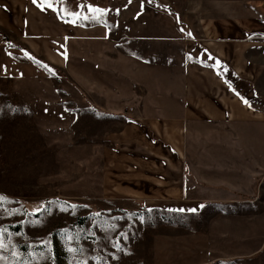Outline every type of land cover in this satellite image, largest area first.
Returning <instances> with one entry per match:
<instances>
[{"label":"rangeland","instance_id":"obj_1","mask_svg":"<svg viewBox=\"0 0 264 264\" xmlns=\"http://www.w3.org/2000/svg\"><path fill=\"white\" fill-rule=\"evenodd\" d=\"M172 6L0 0V264H264V132L255 151L250 131L193 140L206 144L190 149L208 158L197 166L236 185L195 211H134L96 193L98 158L119 124L77 108L90 79L78 46L88 56L98 43L90 29L103 42L135 39L153 29L154 15L163 20L158 9L178 15Z\"/></svg>","mask_w":264,"mask_h":264},{"label":"crops","instance_id":"obj_2","mask_svg":"<svg viewBox=\"0 0 264 264\" xmlns=\"http://www.w3.org/2000/svg\"><path fill=\"white\" fill-rule=\"evenodd\" d=\"M160 2L177 4L179 14L158 9L163 20L154 15L153 29L135 39L103 42L100 31H88L98 41L88 56L78 46L80 62H89L88 97L74 102L119 124L98 158L97 194L134 211H187L236 188L197 166L208 158L190 149L206 144L193 140L203 132L250 131L255 151L264 132V0Z\"/></svg>","mask_w":264,"mask_h":264},{"label":"snow or ice","instance_id":"obj_3","mask_svg":"<svg viewBox=\"0 0 264 264\" xmlns=\"http://www.w3.org/2000/svg\"><path fill=\"white\" fill-rule=\"evenodd\" d=\"M33 3H36V0H33ZM48 6L51 7V4H49ZM96 11H98V10H96ZM3 200H4V198L0 197V202H2ZM190 211H195V209H192ZM0 248H3V244L2 243H0ZM0 259H3V258L0 257Z\"/></svg>","mask_w":264,"mask_h":264},{"label":"trees","instance_id":"obj_4","mask_svg":"<svg viewBox=\"0 0 264 264\" xmlns=\"http://www.w3.org/2000/svg\"><path fill=\"white\" fill-rule=\"evenodd\" d=\"M0 38L5 39L6 37L4 35L0 34Z\"/></svg>","mask_w":264,"mask_h":264}]
</instances>
